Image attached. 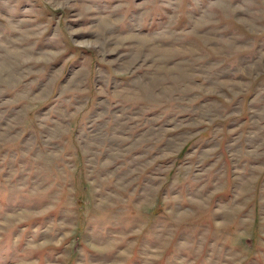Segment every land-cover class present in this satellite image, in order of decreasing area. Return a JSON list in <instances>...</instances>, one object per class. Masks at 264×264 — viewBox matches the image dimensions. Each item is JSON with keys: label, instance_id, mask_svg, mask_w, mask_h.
Listing matches in <instances>:
<instances>
[{"label": "rangeland", "instance_id": "obj_1", "mask_svg": "<svg viewBox=\"0 0 264 264\" xmlns=\"http://www.w3.org/2000/svg\"><path fill=\"white\" fill-rule=\"evenodd\" d=\"M0 264H264V0H0Z\"/></svg>", "mask_w": 264, "mask_h": 264}, {"label": "trees", "instance_id": "obj_2", "mask_svg": "<svg viewBox=\"0 0 264 264\" xmlns=\"http://www.w3.org/2000/svg\"><path fill=\"white\" fill-rule=\"evenodd\" d=\"M76 48L81 49V48H79V47H76Z\"/></svg>", "mask_w": 264, "mask_h": 264}]
</instances>
